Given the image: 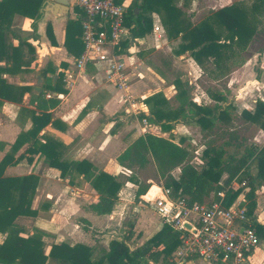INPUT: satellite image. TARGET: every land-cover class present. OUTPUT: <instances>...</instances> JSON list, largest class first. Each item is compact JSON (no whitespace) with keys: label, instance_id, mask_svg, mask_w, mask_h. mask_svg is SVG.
Wrapping results in <instances>:
<instances>
[{"label":"trees","instance_id":"obj_1","mask_svg":"<svg viewBox=\"0 0 264 264\" xmlns=\"http://www.w3.org/2000/svg\"><path fill=\"white\" fill-rule=\"evenodd\" d=\"M45 1L0 0V62L9 64L6 69L0 68V74L12 68L30 66L34 49L28 40L37 37L36 24L41 18L40 10ZM173 1L177 0H133L125 7L123 24L129 28L134 39H144L152 32V14H157L167 38L180 39L175 54L188 53L201 69L209 65L207 74L214 80L227 76L234 67L245 62L243 56L248 53L259 33L256 21L253 24L254 21L249 20L244 8L227 5L211 11L201 22L192 25ZM73 12L79 17L67 19L64 47L68 54L78 57L83 50L81 12L76 7H73ZM17 17L32 21L30 36L22 37V29L14 26ZM45 32L51 45L55 46L49 23ZM13 41H17L16 46H13ZM127 48L128 41L121 40L115 53L123 54ZM262 51L264 45L256 52ZM238 55H242L243 59L236 63L235 57ZM58 77L61 80L63 73ZM175 88L176 108L169 107L166 99L156 94L143 101L149 106V112L140 114L139 119L166 133H170L178 123L198 126L205 140L199 158L201 164H193L191 152L175 144L171 138L145 133L134 139L116 159L120 167L129 171V175L112 176L100 172L92 181L98 201L89 207L90 210L97 215L110 214L120 190L127 183L136 187L135 199L145 195L151 183H154L170 189L172 198L183 199L188 206L220 203L223 208H229L247 188L244 195L246 215L252 219L256 208V191L264 188V145L242 146L241 142L238 143L236 131H225L217 124H230L232 115L236 114L240 120L264 133V99H257L250 110H241L238 115L236 108L221 93H212L210 97L214 105L207 106L190 100L184 83L176 81ZM49 90L61 92L60 82L51 85ZM26 91L27 88L6 84L0 77V100L21 103ZM29 102L35 104L36 108V111L29 112L32 126L18 134L0 161V235L4 236L0 242V264H172L170 258L181 243L180 234L166 225H162L160 231L140 246L130 243L133 233L126 230L121 240H110L107 250L98 254L84 244L69 246L64 243L50 245L45 253L41 233L24 235V229L15 220L37 215L31 203L39 179L36 175L7 177L4 171L8 166L24 159L31 162V157L26 155H39L46 166L58 170L60 178L68 180L70 185L75 178L87 175L92 169L91 163L85 160H63L61 145L52 138L39 136L48 124L57 125L56 121H51L48 111L57 106L58 101L53 97L45 99L42 91L33 95ZM224 136H227V141L218 146L216 141ZM24 145L25 150L14 157ZM4 148L5 144L0 143V150ZM147 171L149 175L140 176ZM80 222L82 229L87 231L89 223L85 220ZM253 226L257 235L262 237V228L256 226L255 222Z\"/></svg>","mask_w":264,"mask_h":264},{"label":"crops","instance_id":"obj_2","mask_svg":"<svg viewBox=\"0 0 264 264\" xmlns=\"http://www.w3.org/2000/svg\"><path fill=\"white\" fill-rule=\"evenodd\" d=\"M124 1L126 7L133 0ZM200 2V0H177L173 1V4L177 8L181 9L183 12V17L187 19L190 24L195 25L197 23L196 19H199L200 21L201 18L200 16L202 9ZM46 15L49 16V19H47L45 22V26L43 28L44 31L42 29L41 35H37L38 33H35L37 37L35 39L28 40L34 49L33 60L31 61L30 66L12 68L8 72L4 71L0 74L1 79L4 80L6 84L28 89V91L24 93L21 103L0 100L2 103L0 106V143L5 144L4 150H0V161L9 151L10 146L14 143L18 134L21 132H26L31 128L32 123L29 112L36 111V108L34 106L35 104H30L29 101L31 98H33V95L43 91L45 99H50L46 98V95L50 94L58 101L57 106L48 111V113L51 115V121H56L57 125L52 126L51 124H48L39 133V136L43 138H52L57 143H59L61 145L60 152L63 160H85L91 163L92 169L87 175L75 178L73 180V184L70 185L68 180L60 178V172L58 170L46 166L43 162V158H39V155H26V157H36L40 161L38 163H35L36 161H34L32 165H29L26 159H24L16 165L8 166L4 171V175L7 177L36 175L39 179L31 203V208L37 210V215L33 218L18 217L15 220V223L19 227H22L24 231L27 228H30V233L39 231L43 232L44 234L48 233V230L52 229V226L54 225L55 233H51L50 236L53 237L55 235L56 241L52 244L64 243L69 246H73L75 244H84L79 241L83 240L89 233H91L93 229L97 228V224L100 221L104 222L108 220L109 223L107 224L106 228L109 231L114 223H118L123 220L125 212L122 214L116 209L117 205L122 204L124 208L129 209V211L126 213L127 216L125 214L126 217H124L125 219L123 221L125 229H123L117 236H110L106 243H104L106 248L110 240H121L122 234L126 230H131L133 233L130 242L132 245H143L148 239L160 231L163 225L162 223L160 224L161 220L150 207L161 187L151 183L146 194L140 196L147 201L146 204H143L138 201V198H134L136 187L133 184L127 183L120 190L118 194V200L116 201L112 212L108 215H97L89 208L98 201V195L92 189L91 183L100 172H105L112 176L119 174L129 175V171L120 167L116 159L137 137L142 136L145 133H150L154 136L168 139L171 132L174 135L176 132H179V130H188V125L192 123L175 124L173 130L170 133H166L162 132L157 126L147 124L142 120H138L142 125L139 126V129H141L143 131L142 132L139 131V129H136V125L134 123V119L136 117L133 116V113L134 107L136 106L135 100H142L143 102L145 99L155 95L156 93H161L162 96L168 100L164 95L167 92V89L173 91L175 97L177 94L175 88L176 81H180L184 84L188 83V81L183 78V75L180 71L176 72L174 76H170V73L173 70H179L175 63L182 61H191L195 65L196 63L188 53L179 56L174 54V51L181 43L180 39L172 38L168 40L167 34L163 29L159 16L157 14H152V19L156 18L153 20L152 26L158 24L160 26V32L153 33L152 31L151 34L153 33L152 35H156L159 42L166 43V51L158 56L155 62L149 63L152 69L149 66L141 67L138 65V63H140L143 57H139L140 55L136 56L134 53V48L137 43L143 39H134L133 43L131 44L128 40H126L128 41L127 50H130V52L126 50L123 55L126 59V64H131V69L129 70L130 83L126 91L117 90L113 86L104 83L102 80V73L100 74V72L97 71V68L92 65H89L83 71L74 69L73 63L79 56H71L64 47L67 17L65 19L63 18L66 15L64 17H53L49 12H45V16ZM76 17L79 16L74 14L71 18ZM16 19L19 21L23 20V22L28 21V27H30L32 22L31 20L21 17ZM17 20L14 21V26L22 29L23 34L21 36H30L32 33L31 28L29 29L25 27V25L22 26V24H16ZM48 23L52 28L53 36L56 42L55 46L51 45L48 37L46 36L45 30ZM12 43L13 46L17 45V41H13ZM8 67L9 64L6 65L4 61L0 62V68L6 69ZM62 73L63 78L58 80V75ZM68 74H70L69 78ZM136 74H139L140 76L137 77L138 75ZM93 77H97L101 82V86H105L106 90L104 91L100 89L102 87L94 90V95L99 94V97L95 98V100H97V105L95 107H85L88 87L91 85L94 87L96 86L92 82ZM66 78L67 81L65 82L64 80ZM134 80L136 81L134 84H132ZM57 81L60 82V88L62 90L59 93L49 90L51 85L56 84ZM166 82H168V84ZM108 87L112 88L113 91H109ZM155 91L157 92L155 93ZM189 91H191V87L189 88ZM56 95H62V98L57 99L55 98ZM258 99L263 100L262 97H258ZM192 101L196 102L194 100ZM229 103H231L236 108L238 115L241 110L251 109L245 107L241 108L237 105H234L231 100H229ZM176 106L177 104L174 108H176ZM137 108L144 110L142 113L149 112V106L145 105L144 103H141L139 106H137ZM124 115L131 116V119H129V121H125ZM231 120L234 121V119ZM158 129L159 133H157L158 135H155L153 131ZM261 133L264 134L262 131ZM165 134H167L168 137H164L163 135ZM178 134L179 135L176 134L172 136V141L177 145L185 147L189 151V149L186 147V144L192 140L191 136L187 133ZM41 141L44 142L43 139H41ZM202 141L203 143L200 144V147L202 148L201 153L204 149L203 145L205 140L202 138ZM25 148L26 145H24L14 155V157H17L19 154H21ZM200 155H192V157H200ZM34 164L39 165L34 167ZM43 164L45 166L43 167L42 171L38 173L37 170L40 169ZM30 169L34 171L31 172ZM23 170L27 172L21 174V171ZM50 177L55 183L54 189L47 186L48 179ZM129 185L133 186L132 193L134 201H136L137 204L149 209V214L152 219L151 225L154 226V230L148 236L143 235L142 237L140 231L137 230V221L132 220V209L134 208V204L130 203L131 194L126 193L127 186ZM247 190L248 189L246 188L244 192L237 197L236 202L238 201L241 205H245L246 200L244 195ZM48 191L54 193L55 202L54 205L48 203L49 206L47 205L48 207L45 206L47 208H44L43 204L46 202L45 198H48L50 195ZM81 220H85L89 223V226H87V231L82 229L80 225ZM252 221L255 222L256 226L258 225L262 228V237H258L260 241L264 240L263 187H260L256 191V208L252 216ZM0 238L2 241L4 236L0 235ZM259 246L260 245H258L255 251L251 254L249 264H264V251H261ZM170 262L172 264H208L196 256L179 258L177 256V250L173 252Z\"/></svg>","mask_w":264,"mask_h":264},{"label":"rangeland","instance_id":"obj_3","mask_svg":"<svg viewBox=\"0 0 264 264\" xmlns=\"http://www.w3.org/2000/svg\"><path fill=\"white\" fill-rule=\"evenodd\" d=\"M46 1H52V0H46ZM73 1L74 0H71L69 13L65 17L63 16L64 17L63 19H65L66 17L67 19H72L71 17H73V15L75 14L73 12V6H72ZM200 1H201L200 5H201L202 12L200 16L201 17L200 21L199 19H196L197 23L201 22L204 19V17L208 16L211 13V11H216L217 9L221 7L235 4V5H240L242 8H244L247 11L248 18L251 22H253L254 20L256 21V28L258 30L259 35L256 36L255 42L251 44L250 48L248 49L249 50L248 53L243 56L246 59L245 62H243V64H240L237 67H234L233 70L227 76H223V77H220L219 79L214 80L210 78L207 74V67L209 68V65L206 66V68L201 69L199 66H196L197 64L195 65L191 61L176 62L175 64L179 70H173L170 73V76L172 77L175 75L176 72L180 71L181 74L183 75V78H185L188 81V83L185 84L186 88L188 89L187 95L188 94L190 95V96L188 95V98L190 100L196 101L199 104L213 106L214 101L212 100L210 95L216 92V93H221L222 95H224L228 101L231 100V102H233L234 105H237L241 108L243 107L252 108L254 106V102L258 99V97H262L264 99L263 97L264 51L258 52V53L256 52L258 49H260L264 45V0H200ZM41 17L42 19L40 18V20H38L36 24L37 29L35 33L36 34L38 33L37 35H41V31L45 26V22L47 19H49L48 15L45 16V12L42 13ZM43 17H46V18H43ZM154 19L156 18H153V20ZM255 21L253 22V24H255ZM28 23H29L28 21L23 22V20L16 21V24L18 25L22 24V26L25 25V27L30 29V27H28ZM152 29H153V26H152ZM152 34L148 35L146 38L138 42L134 48L135 55L136 56L140 55L139 57H143L140 63H138V65L141 67H144V66L151 67L149 63L155 62L157 57L160 56L162 53H164V51H166V46H165L166 43L159 42L157 36L152 35ZM175 51H174V54H175ZM243 57L242 55L236 56L235 57L236 63L241 61ZM124 61L126 63L125 57H124ZM127 65L129 67L128 68V71H129L131 69V64L129 63ZM136 75H138L137 77L140 76L139 74H136ZM136 80H134L132 84H134ZM92 82L96 86L94 87L93 85H91L90 87H88V92L86 96L87 100L85 102V107H95L97 105L96 104L97 100H95V98L99 97V94L94 95V90L100 87H102L100 89L104 91L106 90L105 86L104 87L101 86V82L97 77H93ZM166 83L168 84V82ZM189 86L191 87V91H189V88H190ZM108 88H109V91L110 90L113 91L112 88L110 87ZM157 91H155V93ZM89 92H90V95H89ZM156 94H161V93H156ZM164 95L168 99L166 101L168 102L169 107H172L174 109L175 105L177 104V101H176V98L174 97L175 94L173 93V91H170L169 89H167V92ZM135 101H136V106L134 107L133 116L136 117L134 119L136 129H139V126L141 124L138 121L140 120L138 118H139V115L142 114V111L144 110L137 108V106H139L141 103H144V102H142V100L140 101L135 100ZM130 117L131 116L127 115L125 116L124 120L129 121V119H131ZM232 119H234V121H231L230 124L227 125L225 123L224 124L218 123L217 127L222 128L225 131L227 129L236 131L238 135V143L241 142L242 146H246L248 144H254L256 146L264 145V134H262L261 131L256 126L243 122L242 120L237 118L236 114L232 115ZM139 131H142V130L139 129ZM153 133H155V135H158L157 133H159V129L154 130ZM178 133H185V134L187 133L191 136L192 140L186 144V147L189 149V151L192 153L193 156L195 155L199 156L201 153V149H202L200 147V144L203 143L202 134L200 133L199 127L196 126L195 124H190L188 125L187 131L182 129V130H179V132H176L177 135H179ZM174 135L171 132L169 134V138H173L172 136ZM163 136L168 137L167 134ZM225 141H227V136H224L223 138H219L216 141V144L220 146ZM239 151H241V149ZM199 158L200 157H194V158L192 157V163L195 165H200L201 163H200ZM31 159L32 161L28 162L29 165H32L34 161H36L35 163L40 162L39 159H37L36 157H31ZM36 165L38 166L39 164H34V167H37ZM44 166L45 165L43 164L40 167V169L37 170V172L40 173ZM34 170L30 169L31 172ZM26 172L27 171L23 170L21 171V174H24ZM146 175H149L148 171L145 173L142 172L140 174V176H143V177ZM54 185L55 183L54 181H52V178L50 177L48 179L47 186L54 189L55 187ZM132 192H133V186L132 185L127 186L126 193L131 194L130 203L134 204V208L132 209V220L137 221V230L140 231V234L142 235V237L143 235L148 236L154 230V226L151 225L152 219L149 214V209L141 206L140 204H137L136 201H134ZM48 193H50L51 197L49 195L48 198H45L46 202L45 204H43L44 208H47L49 206L48 203L54 205V202H55L54 193H52L51 191H48ZM116 209L119 213H122V214L124 212L126 214L129 211V209L124 208L122 204L117 205ZM125 214L123 216V220H121L118 223L117 222L114 223L111 226L109 231L106 228L107 224L109 223L108 220L104 222L100 221L97 224V228L93 229L91 233H89L83 240H80L79 242H82L92 247L95 254L100 253L102 250H107L106 245L104 243H106L108 238L112 235L117 236L118 234L121 233L123 229H125V225L123 224V221L125 219L124 217L127 216V214L126 216ZM30 231H31L30 228H27L25 230L26 233L24 235L33 236L36 233L42 234V241L44 243L45 253L48 251V247L52 243H55L56 241L55 235L53 237L50 236L51 233H55L54 225L52 226V229H49L48 230L49 232L45 234L39 231H36V232L34 231L33 233H30ZM0 241H1V238H0ZM259 245H260L259 246L260 250L264 251V240H261ZM208 264H212V263H208Z\"/></svg>","mask_w":264,"mask_h":264},{"label":"built area","instance_id":"obj_4","mask_svg":"<svg viewBox=\"0 0 264 264\" xmlns=\"http://www.w3.org/2000/svg\"><path fill=\"white\" fill-rule=\"evenodd\" d=\"M72 6L81 12L83 43V50L73 63L74 69L83 71L92 65L102 73L104 83L126 91L130 83L128 65L123 54L115 53L119 42L130 34L123 24L125 1L74 0ZM152 31L159 33L160 26L154 25ZM55 98L61 99L62 95ZM150 207L163 225L180 234L181 243L176 249L179 258L196 256L212 264H246L259 245L260 239L252 219L246 215L245 205L236 200L229 208L221 207L220 203L188 206L183 199L172 198L170 189L161 187Z\"/></svg>","mask_w":264,"mask_h":264},{"label":"water","instance_id":"obj_5","mask_svg":"<svg viewBox=\"0 0 264 264\" xmlns=\"http://www.w3.org/2000/svg\"><path fill=\"white\" fill-rule=\"evenodd\" d=\"M70 5H71V0L45 1L43 7L40 10V13L49 12L53 17H62L69 13ZM122 40L123 41L128 40L131 44L133 43L134 36L132 34H129L125 36ZM138 201L143 204L147 203V201L143 197H139ZM184 227L190 229V226L187 224H185Z\"/></svg>","mask_w":264,"mask_h":264},{"label":"flooded vegetation","instance_id":"obj_6","mask_svg":"<svg viewBox=\"0 0 264 264\" xmlns=\"http://www.w3.org/2000/svg\"><path fill=\"white\" fill-rule=\"evenodd\" d=\"M249 260H250V258H249ZM249 260L246 262V264H249Z\"/></svg>","mask_w":264,"mask_h":264}]
</instances>
